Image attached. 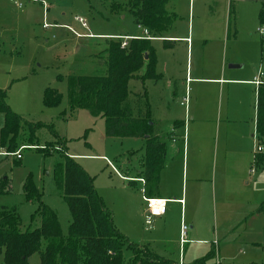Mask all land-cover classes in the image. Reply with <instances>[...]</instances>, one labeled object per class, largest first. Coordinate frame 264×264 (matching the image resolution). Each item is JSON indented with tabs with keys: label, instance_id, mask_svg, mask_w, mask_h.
Instances as JSON below:
<instances>
[{
	"label": "rangeland",
	"instance_id": "rangeland-1",
	"mask_svg": "<svg viewBox=\"0 0 264 264\" xmlns=\"http://www.w3.org/2000/svg\"><path fill=\"white\" fill-rule=\"evenodd\" d=\"M19 1L21 6L15 4L13 0H0V89L6 92L10 109L26 121L39 124V128L35 133L34 146L19 147L21 159L15 155H5V149L3 150L0 144V210L15 209L22 222L20 230L25 232L40 227L38 211L46 207L56 213L62 235L66 237L69 234L72 217L55 180L56 166L63 162L65 151L66 155L93 179L97 193L114 213L115 226L127 234L130 242H142L141 236H149L159 225H156V222L147 225L144 216L141 222L135 223L128 222L126 218L135 216L136 208L133 205L138 202L142 203L144 210L143 186L137 179L139 173L145 171V141L140 138L107 137L105 120L93 117L83 109L71 110L68 98L70 76H94L105 73L106 58L101 54L106 48L105 39H118L116 37L122 36L138 39L141 36L138 25L129 11L128 0ZM189 1L193 0H170L168 6L177 13L173 32L176 30L179 33L184 32L189 21L193 19L195 23L215 28L220 24L225 25L222 24V16L231 0L227 3L226 0H197L191 8ZM232 2L239 38L244 42L251 41L253 35L251 33H254L258 39L255 49L260 59L263 51L258 32L260 29L258 12L264 8V0ZM230 41L234 39L231 38ZM152 43L158 49L160 66L162 63L167 65L170 61L175 62L168 67L171 71L166 73L164 80L158 82L156 89L152 87L154 83L150 82L151 116L156 122L165 124L167 121L178 119L177 115L184 114V109L180 107V93L171 97V90L168 87L173 83L174 77L181 74L179 71L183 67L185 54L183 55L181 48L165 50L161 43ZM246 48L251 54L254 44L252 46L250 42L246 44ZM254 66H257V63ZM47 88L55 90L62 96V101L57 107L48 108L44 105ZM130 91L128 105L136 108L141 83L137 80L131 81ZM3 125L4 116L0 114V131ZM27 136L28 129L23 127L19 145L29 144L26 141ZM253 157L251 168L256 171L257 176L262 170L255 168L257 155L254 151ZM117 169L123 176L128 177L127 181L118 178ZM165 176H168V172ZM169 176L171 178V174ZM208 176L209 172L202 182L203 199L210 200L211 186L207 181ZM224 181L225 186L218 194L221 200L229 197L244 199L247 194L250 199L257 201L264 199V180H259L253 188H243L239 177L233 175H226ZM181 184L185 189L187 187L189 198L191 181L187 185L185 178V182ZM260 206L264 207V203H260ZM210 216L209 230L212 241L226 244L236 243L231 240L234 237H240L241 242L264 237L262 229L264 219L253 220L250 224L246 222V225L238 224L240 219L236 221L235 217L224 219L221 206L217 208L216 222L214 212ZM133 224L136 227H133ZM171 224L172 220L167 221L166 228L160 230L164 237L170 233L175 234L173 227H176V223L170 226ZM236 225L239 227L234 234L223 236L226 228L232 226V229ZM138 239L142 240L137 241ZM175 246L176 244L172 243L171 251L176 249L173 256L178 259L179 247ZM157 247L161 248L160 245ZM198 248L197 258H200L206 254L210 246L201 245ZM222 248L223 251L219 254L218 247L216 248L217 259L213 263L218 261L220 256L221 264H229L232 261L227 258L234 256L236 260H240L239 258L248 252L242 247L235 249V254H229L225 246ZM159 250L162 252V248ZM124 254L127 260L131 259L130 251L126 250ZM257 258L259 259L257 264H264L262 249L257 250ZM1 260L0 257V263ZM29 264H40L39 255L31 256Z\"/></svg>",
	"mask_w": 264,
	"mask_h": 264
},
{
	"label": "crops",
	"instance_id": "crops-1",
	"mask_svg": "<svg viewBox=\"0 0 264 264\" xmlns=\"http://www.w3.org/2000/svg\"><path fill=\"white\" fill-rule=\"evenodd\" d=\"M196 1H189V7L191 8ZM229 1L226 0V3ZM169 3L170 0H167L166 9L176 20L177 13L173 8V10L170 9ZM261 9L258 12V22ZM175 20L171 29L157 38L150 34L146 36L144 34L145 29L138 26L141 32L138 39L161 43L165 50L181 48L183 55L185 54L183 67L179 71L181 74L174 77L173 83H170L168 87L171 90V97L180 93V107L184 109V114L177 115L178 119L167 121L165 124L156 122V119L152 117L155 133L166 145L164 161L156 171L158 176L155 182L149 183L144 172L139 173L140 176L137 180L143 186L142 190L145 191H142L143 197L166 199L171 200V202L168 203L166 214L161 218L154 219L151 223L156 222V225H159L155 232L149 236H141L143 240H137H142V242L131 243L147 249L152 255L167 260L171 264H193L213 252L215 257L208 264H221L220 256H218V261L213 263L217 259V247L218 254L222 253L224 246L229 254H235V249L245 247L248 250L246 255L239 258L240 260H236L234 256L227 258L232 261L229 264H257L259 261L257 250L262 249L264 251V237H255V239L245 241L243 239L244 242H241L240 237H234L231 240L236 243L220 244L211 240L212 235L209 227L212 212H214V222H216L218 206H221L222 216L225 220L235 217L236 221L240 219L238 224H245L246 222L250 224L253 220L264 219V207H259L260 203H264V199L259 201L250 199L247 194L244 199L229 197L221 200L218 195L225 186L224 178L226 175L239 177L240 185L243 188H253L259 183V180H264L263 164L255 166V168L262 170V173L257 176H255L256 171L252 172L253 169L251 168L252 160H254L253 151L255 152V146L259 141L257 137L258 95L260 89L264 87V84L258 86L254 83L255 79H261V76L262 79L264 78V37L260 31L264 27H259L258 30L263 51V56L259 59L255 49L258 41L256 35L251 33L253 34L251 41L246 42L239 38L237 25L235 26L232 0L229 7L227 5L225 8L222 16V24L226 26L220 24L215 28L203 23L200 25L195 23L193 19V21H189L185 30L182 29L184 32L179 33L178 30L173 32ZM131 37H116L118 39L115 40L128 43L130 39H134ZM231 38L234 41H230ZM166 41L171 42L172 45L166 46ZM250 42L252 46L254 44L251 54L246 48V44ZM153 47L157 59L156 73L161 75L159 80L161 81L166 77V73L171 71L168 67L175 62L172 61L171 63L170 61L167 65L162 63L160 66L158 49L156 45ZM256 63L257 66L253 67ZM137 81L141 83V92L137 96L143 95V87L145 86L147 103L151 111V88L156 89L159 81L149 80L145 84H142L140 80ZM150 82H153L154 85L152 86ZM185 99H187L186 102ZM176 123L177 126L174 127ZM242 158L243 160H241ZM116 171L120 180L127 181L128 177L123 176L118 169ZM166 172H168V176H165ZM207 172H209L207 181L211 186L210 200L203 199L202 182L205 181ZM169 174H171V178ZM185 178L187 185L191 181L189 198L187 187L185 189L181 184L185 182ZM123 190L127 191L126 189ZM186 194L187 197H185ZM103 202L110 211L114 222V213L104 200ZM143 205L144 210L140 202L133 205L136 208L135 216L133 218L127 217L128 222H141L144 216L147 224L144 200ZM170 220H172L170 226L174 222L176 223V227H173L175 234L170 233L169 236L164 237L160 230L166 228L167 221ZM184 223L188 226L185 236L182 234ZM133 227L136 226L133 224ZM231 227L229 226L224 230L223 236L228 237L234 234L239 225L232 229ZM116 229L129 240L125 232L117 227ZM250 229L254 231L253 228ZM262 229L264 232V221ZM214 236H216L215 232ZM172 243L179 247L178 259L173 256V251L176 249L171 251ZM158 245L162 248V252L159 250L161 248L157 247ZM201 245H209L210 249L206 250L205 255L197 258L199 255L198 246ZM200 248L207 249V247Z\"/></svg>",
	"mask_w": 264,
	"mask_h": 264
},
{
	"label": "trees",
	"instance_id": "trees-1",
	"mask_svg": "<svg viewBox=\"0 0 264 264\" xmlns=\"http://www.w3.org/2000/svg\"><path fill=\"white\" fill-rule=\"evenodd\" d=\"M166 4L167 0H128L135 23L148 30L154 38L170 30L175 20L168 13ZM259 25L264 27V8L259 13ZM105 41L106 48L101 52L106 58L105 73L68 78L70 108L83 109L93 117L103 118L105 134L109 138L143 139L146 154L144 175L149 183H153L158 176L156 171L164 161L166 145L158 138L152 125L146 87H143V95L137 96L136 108H131L128 101L131 81L140 80L145 84L149 80L161 79V75L156 73L154 47L146 39H130L125 48H122L120 40ZM165 45L172 43L166 41ZM61 101L62 96L58 92L46 89V107H57ZM0 114L4 116L0 144L5 155L15 154L23 145L34 146L39 124H32L13 112L7 104L6 92L1 89ZM23 127L28 129L26 141L29 144L19 145ZM257 134L258 142L264 143V87L258 95ZM63 155V162L56 166L55 180L70 209L72 223L69 234L66 237L62 235L56 213L46 207L38 211L40 227L25 232L20 230L22 222L15 209H1L0 264H29V258L35 254L39 255L40 264H171L131 243L116 229L93 179L65 151ZM256 158L257 166L263 164L264 167V154ZM126 250L131 252L129 260L125 258ZM214 257L213 252L193 264H208Z\"/></svg>",
	"mask_w": 264,
	"mask_h": 264
},
{
	"label": "built area",
	"instance_id": "built-area-1",
	"mask_svg": "<svg viewBox=\"0 0 264 264\" xmlns=\"http://www.w3.org/2000/svg\"><path fill=\"white\" fill-rule=\"evenodd\" d=\"M13 1L15 2V4L21 6V2L19 0H13ZM79 22H82L83 25L85 26V23L81 19H79ZM260 31L264 37V29H260ZM144 34L146 36H148L149 32L145 29ZM124 39L127 40V38H124ZM126 46H127V42H125V41L122 42V48H125ZM254 83L258 86L263 85L264 84V78L262 79V76H261V79H255ZM186 101H187V99H185V102ZM20 150L18 152H16L15 154H12V156L15 155L18 159H21ZM255 154L256 155L264 154V143L257 142V144L255 146ZM252 172H254V170H252ZM141 181L144 183L143 180H141ZM142 191L145 192L144 190H142ZM143 200H144V204H145V210L147 213V216H146L147 224H151L153 222V220L156 218L163 217L167 212L168 203L171 202V200L149 198V197H145V196L143 197ZM187 230H188V226L183 224L182 225L183 236H185ZM183 240L185 241V238H183Z\"/></svg>",
	"mask_w": 264,
	"mask_h": 264
}]
</instances>
